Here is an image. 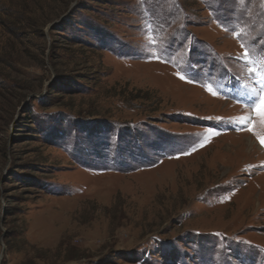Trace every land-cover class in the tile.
I'll return each instance as SVG.
<instances>
[{
  "label": "rangeland",
  "instance_id": "rangeland-1",
  "mask_svg": "<svg viewBox=\"0 0 264 264\" xmlns=\"http://www.w3.org/2000/svg\"><path fill=\"white\" fill-rule=\"evenodd\" d=\"M261 49L264 0H0V264H264Z\"/></svg>",
  "mask_w": 264,
  "mask_h": 264
},
{
  "label": "snow or ice",
  "instance_id": "snow-or-ice-1",
  "mask_svg": "<svg viewBox=\"0 0 264 264\" xmlns=\"http://www.w3.org/2000/svg\"><path fill=\"white\" fill-rule=\"evenodd\" d=\"M234 35L239 36L240 33H236L234 30ZM242 47H245L246 50L244 52L245 57H248L251 55V50L248 49L245 45H242ZM261 53H264V49L260 50ZM262 59H264V56H262ZM255 71V69H253ZM181 79H184V76H180ZM211 90V89H210ZM215 94V93H213ZM249 95H250V101L246 102L248 108H255L256 109V114L257 116L260 117L261 123H264V89L261 90V94L259 95V102L257 103V93L254 91L249 90ZM242 123H251L252 122V116L248 115L245 117L241 118ZM258 138L261 140V143L264 144V136H262L260 133H256ZM193 150H195V147H193Z\"/></svg>",
  "mask_w": 264,
  "mask_h": 264
},
{
  "label": "bare ground",
  "instance_id": "bare-ground-1",
  "mask_svg": "<svg viewBox=\"0 0 264 264\" xmlns=\"http://www.w3.org/2000/svg\"><path fill=\"white\" fill-rule=\"evenodd\" d=\"M260 150V149H259Z\"/></svg>",
  "mask_w": 264,
  "mask_h": 264
}]
</instances>
